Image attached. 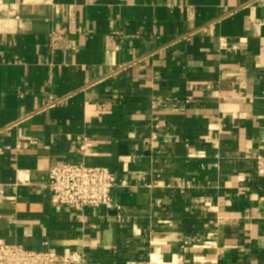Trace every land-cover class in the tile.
Instances as JSON below:
<instances>
[{"label": "crops", "instance_id": "1", "mask_svg": "<svg viewBox=\"0 0 264 264\" xmlns=\"http://www.w3.org/2000/svg\"><path fill=\"white\" fill-rule=\"evenodd\" d=\"M82 162L114 209L53 204ZM1 242L264 264V0H0Z\"/></svg>", "mask_w": 264, "mask_h": 264}, {"label": "built area", "instance_id": "2", "mask_svg": "<svg viewBox=\"0 0 264 264\" xmlns=\"http://www.w3.org/2000/svg\"><path fill=\"white\" fill-rule=\"evenodd\" d=\"M163 105L162 100L155 102ZM86 147L81 148L82 152ZM116 178L106 167L63 163L53 166L46 178L44 186L51 193L56 206L72 207L82 213L85 209H114L112 191ZM85 253L76 252L62 255L56 250L45 248L31 250L21 245L0 243V264H86Z\"/></svg>", "mask_w": 264, "mask_h": 264}]
</instances>
